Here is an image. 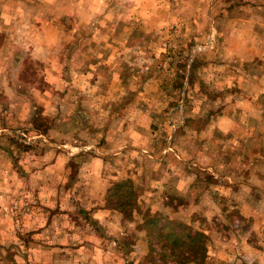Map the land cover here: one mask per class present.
I'll list each match as a JSON object with an SVG mask.
<instances>
[{
    "label": "rangeland",
    "instance_id": "obj_1",
    "mask_svg": "<svg viewBox=\"0 0 264 264\" xmlns=\"http://www.w3.org/2000/svg\"><path fill=\"white\" fill-rule=\"evenodd\" d=\"M238 2L92 0L93 14L85 17L77 15L76 0H26V4L0 0L5 30L0 33V61L6 53H18L20 60L6 63L5 73L11 80L0 84V148H8L13 167L28 169L22 183L28 187L27 195L16 191L12 199L16 202L10 210L14 223L10 232L23 237L44 228L45 233L60 235L54 242L63 247L79 245L80 239L69 240V234L81 237L99 232L102 244L108 241L110 248L115 247L117 241L105 235L109 229H98L91 220L85 222L88 204L69 207L70 203L101 201L124 222L118 250L124 264H218L209 253L207 225L200 221L186 226L175 219L173 212L180 204L175 196L163 200L167 208L150 212L154 200L147 184L158 177L170 187L178 185L180 164L168 163L162 155L165 141L176 136L181 125L183 114L175 107L183 106L185 87L194 104L195 95L188 94L194 86H203V70L215 62L218 66L244 38L238 30H253L256 48L264 54V11H227L228 4L238 6ZM53 14L59 16L55 20L57 43L45 49L41 63L29 49L39 34L36 21L46 22ZM261 66L252 63V74L262 75ZM227 70L235 71L225 68L223 72ZM17 74L23 85L15 80ZM260 83L264 85V78ZM33 87L40 92H32ZM21 88L27 90L22 102ZM155 132L160 143L152 138ZM192 139L191 134L187 140ZM177 143L181 149L188 147ZM153 151L157 154L151 155ZM100 158L102 164L93 162ZM229 166L217 167V171ZM186 168L197 195L203 196L216 183L223 184L205 172L197 173V167L189 163ZM32 169L43 175L35 176ZM40 181L46 191L41 201L46 203L52 195L54 201L49 203L59 200L60 208L48 206L53 215L39 206L31 192ZM14 183L19 190V182ZM227 210L232 220L236 212ZM41 214L48 220L31 221ZM153 216L156 222H151ZM139 245L147 250L141 259H137L138 248H133ZM203 255L206 257L200 259ZM105 258L111 263L115 259L114 254Z\"/></svg>",
    "mask_w": 264,
    "mask_h": 264
},
{
    "label": "crops",
    "instance_id": "obj_2",
    "mask_svg": "<svg viewBox=\"0 0 264 264\" xmlns=\"http://www.w3.org/2000/svg\"><path fill=\"white\" fill-rule=\"evenodd\" d=\"M20 1H24L26 4V0ZM76 1H79L75 8L78 16L88 17L93 14L91 11H94L95 5L92 4V0ZM238 1H241L238 2V6L228 4L227 11H235V9L264 11V0ZM58 17L53 14L46 22L36 21L39 34L32 41L29 50L38 62H44L45 49L57 43L59 29L55 20ZM1 18H3L2 14H0V33L5 31ZM252 31L248 28H245L244 31L238 30L239 33H243L244 38L238 40L239 43L233 48V52L220 59L218 66L215 62L203 70V86L199 89L194 86L192 92L188 94L190 97L195 95L193 97L195 98L194 104H191L187 97L186 87L182 92V95L185 93L183 106L177 104L175 108L179 109L180 113L182 112L183 119L181 118V125L176 136H169L165 141L163 146L165 154L162 155L168 163L172 161L180 164L178 185L170 187L158 177L153 178L147 184L148 193L152 194L150 198L154 200L150 205V212L156 213L159 212L158 208H167L163 200L173 199L175 196L180 200L179 206L173 212L175 219H179L186 226L190 224L196 226L200 221L207 225L206 236L210 239L209 253L218 264H221L219 261L226 264H264V85L260 83L261 78H264V54L256 48V37ZM6 54L0 61V84L3 86L6 85L7 80H11L10 76L5 73V70L8 69L5 66L6 63L16 64L20 61L18 53ZM8 55L14 62L9 60ZM231 56H236V59L228 60ZM241 63H247L249 66L243 67ZM252 63L262 64V75L252 74ZM235 64L239 67L235 68ZM225 68L235 71L223 72ZM191 78L192 73L190 74ZM15 80L23 85L20 74L15 76ZM26 91L22 88L19 91L20 102H22L20 98L24 94L27 97ZM31 91L40 92L36 87H33ZM186 133H189V136L185 137ZM191 134L194 135V139L188 141ZM157 136L155 132L152 138L156 143H160L157 141ZM177 142L188 144V147L181 149L179 147L181 145H178ZM154 154L157 152L151 153V155ZM151 158L157 159L155 156H151ZM100 160L93 159V162L100 165L103 163V159L100 158ZM11 161L12 156L8 148L1 147L0 264H124V260L118 258L121 257L118 253L121 246L119 238L124 235V222L117 211H107L101 201L70 203L69 207H74L75 204L84 208V205L88 204L89 208L85 210L89 214H87L85 222L91 220L97 226L99 225L98 229H109V231L104 230L105 235L111 236L112 240L117 241L115 247L110 248L111 244L108 241L102 244L103 239L99 232L98 234L96 232L93 234L84 233L81 237L75 233L69 234L67 236L69 240L80 239L77 242L79 245L67 243L66 247L54 242V240H59L60 235L54 232L45 233L43 232L44 228L28 232L23 237H21V233L10 232L9 230L14 224L10 210L16 202L12 200L13 196L16 191L20 193V196L23 194L26 196L28 193L27 185L22 186L24 177L27 178L28 169L15 168ZM188 163L190 166L197 167V173L205 172L209 176L218 178V182L223 181V184L216 183L215 187H209L203 196L200 193L197 195V191L195 192V188L192 186L194 179L189 176L188 168H186ZM223 165L230 166L217 171V167ZM41 169L44 168L41 167ZM30 171L35 176L43 175V172L38 169ZM167 174L171 175L172 173L168 170ZM117 177L114 176L115 179ZM13 182H19V190L14 188L16 185ZM33 186L31 192L39 200V206H43L42 208H46L45 211L53 215L52 209L49 208H60L59 200L49 203L54 201L52 195V199L47 200L46 203L41 201V196L46 192L43 190V184L40 181L39 183L35 182ZM106 189L107 187L104 190ZM53 191L52 188L51 192L53 193ZM55 192L58 195L57 189ZM18 200L23 202L22 199ZM228 208L236 212L232 220L227 216L230 212L227 210ZM41 216H31L32 218H30L31 221L32 219L43 221L44 216L42 214ZM46 219L48 220V217L44 218V220ZM21 225H23V221H21ZM217 225H220L219 229ZM28 237L35 241L28 242ZM45 239H47V243L43 241ZM255 239L260 242H255ZM135 247L140 252L137 259L144 258L147 250L142 249L140 245L133 246L134 249ZM113 254L117 262L115 259L112 263L108 262L105 257Z\"/></svg>",
    "mask_w": 264,
    "mask_h": 264
},
{
    "label": "trees",
    "instance_id": "obj_3",
    "mask_svg": "<svg viewBox=\"0 0 264 264\" xmlns=\"http://www.w3.org/2000/svg\"><path fill=\"white\" fill-rule=\"evenodd\" d=\"M152 218H153V219H151V220H152L151 222H156V220H157L156 216H153ZM205 257H206V256L203 255V258H200V259H204Z\"/></svg>",
    "mask_w": 264,
    "mask_h": 264
}]
</instances>
